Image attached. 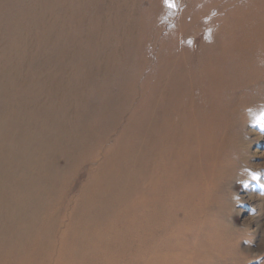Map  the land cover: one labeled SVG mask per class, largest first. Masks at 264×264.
<instances>
[{
	"label": "rangeland",
	"instance_id": "obj_1",
	"mask_svg": "<svg viewBox=\"0 0 264 264\" xmlns=\"http://www.w3.org/2000/svg\"><path fill=\"white\" fill-rule=\"evenodd\" d=\"M32 1L0 0V264H264V108L228 121L226 173L202 202L200 125L165 146L147 110L170 62L187 86L235 31L264 34V0ZM258 72L238 98L256 92L264 107ZM172 79L163 111L173 99L183 113L189 90L170 92Z\"/></svg>",
	"mask_w": 264,
	"mask_h": 264
},
{
	"label": "bare ground",
	"instance_id": "obj_2",
	"mask_svg": "<svg viewBox=\"0 0 264 264\" xmlns=\"http://www.w3.org/2000/svg\"><path fill=\"white\" fill-rule=\"evenodd\" d=\"M32 1V0H31ZM96 1V0H95ZM93 1V2H95ZM98 1V0H97ZM33 2V1H32ZM31 2V3H32ZM37 2V1H36ZM49 2V1H47ZM74 2V1H73ZM80 2V1H79ZM35 3V1H34ZM43 3V2H42ZM99 3V2H97ZM101 3V2H100ZM112 3V2H111ZM83 4V3H82ZM91 4V3H90ZM35 5V4H34ZM79 5V4H78ZM48 6V5H47ZM46 6V7H47ZM95 6V5H94ZM124 6V5H123ZM45 7V8H46ZM95 8V7H94ZM108 8V6H107ZM107 8L105 7L103 9V11L108 12ZM48 9V7H47ZM94 11V10H93ZM102 11V12H103ZM110 13V11H109ZM30 14V13H29ZM91 14V13H90ZM88 15V14H87ZM116 15V14H115ZM97 16V15H96ZM109 16V15H108ZM97 18V17H96ZM116 17H114L115 19ZM65 19V18H64ZM106 19V17H105ZM109 19V18H108ZM119 19V18H118ZM121 19V18H120ZM78 20V19H77ZM104 20V19H103ZM108 21V20H107ZM116 21V20H115ZM118 24V23H117ZM134 24V23H133ZM93 25V23H92ZM116 25V24H115ZM135 25V24H134ZM128 26V25H127ZM69 27V26H68ZM74 27V26H73ZM81 27L84 28V26L82 25ZM93 27V26H92ZM99 27V26H98ZM55 28V27H53ZM82 28V29H83ZM86 28V27H85ZM94 28V27H93ZM73 29V28H72ZM116 29V28H115ZM87 30V29H86ZM107 30V29H106ZM77 31V30H76ZM249 38H247L248 35ZM233 37V38H232ZM231 37V40H225L223 42V45L219 47L216 46L214 48H212V50L209 51V53L207 54V59L210 60L212 59V61H216L213 62V65H209L206 66L207 71L205 73V77L199 78L198 81L196 82H191V84L185 86L184 83L181 84H177L175 81L177 80L176 78H178V76L180 75V71L178 72V66H176V64H178V61L175 62H170L169 64L166 65V73L165 72H161L159 74L156 73L155 78H156V90L154 93H150V94H155L154 96H151V100L149 102L148 101V108L147 110L149 111L148 114L151 115L152 117V124L153 126L155 125L156 127V132L160 133L161 129H164L165 127L167 129H169L170 132H168V137L166 136V140L164 141V145L168 146V144L170 143V141L172 140L170 137H172L171 135H173L174 129L175 128H179L178 126L181 127H186V124L188 122H197L196 125H200V126H195V131L196 129L198 130L197 134L194 136L193 134H191V136L193 135L194 137H196V140L193 142H189L195 149L194 151H197L196 153L193 154L194 157H197L199 159H201L202 161H208L210 162V166L207 165V167L205 168L206 173L208 174L207 179V183L205 184V194L203 196V192L201 191L200 194L201 195V199L200 201H205L206 199H208L210 193H211V189L213 184L215 183L216 180H218V178L220 176L223 175V173H226V168H224L226 165L224 163V158L222 157L221 150H225L226 147L228 146L229 143L233 142V139L230 138L229 133H227L226 130V126L229 125V120L230 118H234V116L237 117L238 114H245L244 116H246V114L251 115L253 114L252 112L249 111V107L250 106H254L255 104V108H257L259 106V110L263 109V105H257L258 101H256L257 99V94L256 92H252V93H248L247 95H240L238 98V92H241L243 89L246 88V86L251 82V81H256V78L259 76V72L262 68H264V59L263 62L260 60L259 56L257 55V50H258V45L260 44V41L264 40V34H259L258 36L255 37V33L254 31H252L251 33H247L246 35L241 31V30H237L235 31V34ZM86 40V39H85ZM115 42V41H114ZM119 42V41H118ZM227 44L228 46L225 47V44ZM231 43V44H230ZM133 44V43H132ZM249 47V48H247ZM251 48V49H250ZM119 53V52H118ZM109 55V53H108ZM111 56V54H110ZM115 56V55H113ZM119 56V55H118ZM117 57V56H116ZM110 58V57H109ZM119 58V57H118ZM205 58V59H206ZM115 59V57L113 58ZM115 63L117 62L114 61ZM201 63V62H200ZM91 64L94 65V63L91 60ZM106 62H104L103 66L101 65L100 67H102V69L106 70L110 68L109 64H106ZM223 65L222 68L219 67V65ZM204 66V64H203ZM204 66V67H205ZM89 68V67H88ZM99 68V67H98ZM183 68V67H182ZM205 68V70H206ZM203 69V68H202ZM201 72V68L199 69ZM94 72V71H93ZM205 72V71H204ZM262 73V72H260ZM38 74V73H37ZM45 74V73H44ZM102 74V73H101ZM163 75H166L165 77ZM261 75V74H260ZM173 78L172 79V83L169 86L170 87V92L173 90L172 93H177L181 90H183V88L185 90H189L188 94H189V99H188V104L192 107H189L188 104L185 105V109L186 111H184L183 109V113L182 110H178L177 108L174 107V100L171 99L170 103L168 102L167 105V109L166 111H163V106H164V101L167 99L162 98L163 96L161 95L164 91V93L168 90L165 87L166 86H162L160 83V80L162 78ZM263 76V75H262ZM94 77V76H92ZM255 78V79H254ZM112 80V78H111ZM114 81V80H113ZM167 81V80H166ZM119 82V81H118ZM168 82V81H167ZM60 83H62V80L60 81ZM120 83V82H119ZM118 83V84H119ZM169 83V82H168ZM63 84V83H62ZM114 84V83H113ZM117 84V83H116ZM58 85V83H57ZM112 85V84H111ZM124 85V84H122ZM131 85V84H129ZM128 85V86H129ZM166 85V84H165ZM168 85V84H167ZM250 85V84H249ZM260 85V84H259ZM113 86V85H112ZM154 86V85H153ZM254 86V85H253ZM105 87V86H104ZM107 87V86H106ZM168 87V88H169ZM123 88V87H121ZM155 88V87H154ZM243 88V89H242ZM251 88V87H250ZM127 89V88H126ZM164 89V90H163ZM184 90V91H185ZM252 90V89H251ZM101 92V91H100ZM107 92V91H106ZM110 92V91H109ZM118 92V91H117ZM213 92V93H212ZM98 93V92H97ZM103 93V92H102ZM96 94V93H95ZM169 94V93H168ZM205 94L207 95L208 98L205 97ZM214 96H213V95ZM108 95V93L106 94ZM228 95V96H227ZM98 96V95H97ZM105 96V95H104ZM147 96V95H146ZM187 96V95H186ZM98 98V97H97ZM109 98H112L111 96ZM185 98V97H183ZM106 99V98H105ZM227 99V100H226ZM114 100V99H113ZM118 100V99H117ZM167 101V100H166ZM252 103H254L252 105ZM261 103V102H260ZM166 104V103H165ZM176 105V104H175ZM121 107V106H120ZM187 107V108H186ZM193 108V110H191ZM102 109V108H101ZM140 109V108H138ZM253 109V108H252ZM250 109V110H252ZM105 110V109H104ZM111 110V109H110ZM107 112V111H106ZM195 112H198L199 115L201 116L198 121H195V119L192 117L193 114H196ZM226 113V114H224ZM111 114V113H110ZM224 114V115H223ZM116 115V114H115ZM106 116V115H105ZM104 116V117H105ZM226 116V117H225ZM253 116V115H251ZM110 117V116H109ZM118 117V116H117ZM195 117V115H194ZM247 117V116H246ZM250 117V116H249ZM26 118V117H25ZM149 118V117H148ZM239 118V117H238ZM238 118H235L238 119ZM245 117L242 118V120H244ZM110 119V118H109ZM241 120V122H242ZM145 119H137L135 121V123H140V122H144ZM233 121V120H232ZM88 122V121H87ZM95 122V121H94ZM237 122V121H236ZM240 122V121H239ZM134 123V124H135ZM235 123V121H234ZM238 123V122H237ZM93 124V123H92ZM135 126V125H133ZM138 126V125H137ZM230 126V125H229ZM233 126V125H232ZM131 128V127H130ZM139 128V127H138ZM187 128V127H186ZM232 129V128H231ZM142 130V129H141ZM140 130V131H141ZM229 130V129H228ZM184 131V130H182ZM188 131V129H187ZM143 132V131H142ZM155 132V134H156ZM189 132V131H188ZM181 133V132H180ZM144 134V133H142ZM145 136V135H144ZM190 136V137H191ZM181 137V136H180ZM25 141V140H24ZM27 141V140H26ZM154 141V140H153ZM173 141V140H172ZM29 142V141H27ZM26 142V143H27ZM195 143V144H194ZM152 144V143H151ZM236 145H240V144H236ZM24 146V145H23ZM159 146V145H158ZM187 146L190 147L187 143ZM153 147V145H152ZM151 147V148H152ZM183 147V146H182ZM229 147V146H228ZM240 147V146H239ZM51 149V148H50ZM165 149V148H164ZM173 149V148H172ZM190 149V148H189ZM187 150L186 155L184 157H187L188 155L190 156V154L192 152H189L190 150ZM176 150V149H175ZM158 151V150H157ZM165 151V150H164ZM174 151V150H172ZM237 148H233L232 151H229V154L231 153L232 155H234L235 157L237 156ZM240 151V150H239ZM160 152V151H159ZM162 155L165 152H161ZM174 153V152H173ZM72 155V154H71ZM174 155V154H173ZM165 156V155H163ZM179 157V156H178ZM163 158V157H162ZM165 158V157H164ZM170 158V156H169ZM172 158V156H171ZM191 160V159H190ZM168 160H165L164 162H167ZM193 161V160H191ZM169 162V161H168ZM171 162V161H170ZM166 163L170 164L171 163ZM175 165V164H174ZM177 165V164H176ZM175 165V166H176ZM187 165V164H186ZM168 166V165H167ZM183 166V165H182ZM147 167V166H146ZM170 167V166H169ZM177 167V166H176ZM168 168V167H167ZM200 168V167H199ZM116 169V168H115ZM143 169V168H142ZM166 169V168H165ZM177 169V168H176ZM202 168H200V170H198V175L200 176H204L203 171L201 170ZM171 170V169H170ZM122 171V170H121ZM147 171V170H146ZM145 171V172H146ZM134 172V171H133ZM142 172V171H140ZM186 172V171H185ZM191 172V171H190ZM197 172V171H195ZM194 173V172H193ZM144 174V173H142ZM146 174V173H145ZM167 174V173H165ZM165 174H163L164 176H166ZM171 174V173H170ZM119 175V174H118ZM134 175V173H133ZM198 175H192L191 176H198ZM114 175H111L110 177H112ZM120 176V175H119ZM128 176V175H127ZM159 176V175H158ZM170 176V175H169ZM199 176V177H200ZM121 177V176H120ZM141 177V176H140ZM174 177V176H173ZM177 177V176H176ZM195 177V178H196ZM198 177V178H199ZM117 178V177H115ZM169 177H166V179ZM190 178V177H189ZM188 178V179H189ZM121 179V178H120ZM119 179V180H120ZM124 179V178H123ZM166 179L161 180V183L164 181H166ZM173 179V178H172ZM187 179V181H188ZM106 180V179H104ZM118 180V179H117ZM184 180V179H183ZM205 180V179H204ZM193 181V179L191 180ZM90 182V181H89ZM158 182V184H160L159 186H161V183H159V181H155ZM167 182V181H166ZM190 182V181H189ZM97 184V183H96ZM99 184V183H98ZM170 184V182L166 183ZM102 185V184H101ZM104 185V184H103ZM184 185V184H183ZM155 186V184H154ZM153 186V187H154ZM169 185H167L168 187ZM199 186V185H198ZM173 187V186H172ZM117 188V187H116ZM155 188V187H154ZM160 188V187H158ZM157 189V188H155ZM173 190V189H172ZM159 191V190H158ZM166 191V190H165ZM129 192V191H128ZM160 192V191H159ZM191 192V191H190ZM97 193V192H96ZM197 196H199V191L197 192ZM195 194V192L193 193ZM196 195V194H195ZM208 195V196H207ZM215 196V195H214ZM213 196V197H214ZM132 198V197H131ZM93 199V198H92ZM101 199V198H100ZM98 200V199H96ZM209 200V199H208ZM199 201V202H200ZM98 202V201H97ZM101 202V201H100ZM99 202V204H100ZM211 202V200L209 201ZM46 203V202H45ZM119 203V202H118ZM104 204V203H102ZM191 204V203H190ZM135 205V204H134ZM217 205V203H216ZM44 207V206H43ZM79 210V209H78ZM110 210V209H109ZM45 211V210H44ZM147 215V214H146ZM154 218V217H153ZM71 219V218H70ZM151 219V218H150ZM84 221V220H83ZM152 223V222H151ZM34 233V232H33ZM86 233V232H85ZM91 234V233H90ZM124 234V233H123ZM74 235V234H73ZM84 235V234H83ZM35 236V235H34ZM86 236V235H85ZM208 236V235H207ZM87 237V236H86ZM84 238V237H83ZM37 239V237H36ZM39 239V238H38ZM86 239V238H85ZM97 239V238H96ZM40 240V239H39ZM87 240V239H86ZM122 240V239H121ZM207 240V239H206ZM38 241V240H37ZM85 241V240H84ZM105 241V240H104ZM88 242V241H86ZM124 242V241H122ZM187 242V241H186ZM82 243V242H81ZM90 245V243H89ZM81 246V245H80ZM79 246V247H80ZM94 246V245H93ZM85 247V246H84ZM73 248V247H72ZM71 248V250H72ZM86 248V247H85ZM74 249V248H73ZM77 249H79L77 247ZM76 249V250H77ZM81 249V247H80ZM79 249V250H80ZM88 249V248H87ZM55 250V249H54ZM75 250V251H76ZM117 250V249H116ZM58 251V250H57ZM30 252V251H29ZM68 252V251H67ZM66 252V253H67ZM78 252V251H76ZM86 253V251H85ZM106 253V252H105ZM162 253V252H161ZM80 254V253H79ZM7 255V254H5ZM4 255V256H5ZM29 255V254H28ZM13 256V254H12ZM16 257V256H15ZM77 257V256H76ZM96 257V256H95ZM109 258V257H108ZM170 258V257H169ZM161 261V260H159ZM177 261V260H176ZM104 262V260L102 261ZM157 262V261H155ZM14 263V262H13ZM9 264V263H8ZM11 264V263H10ZM15 264V263H14ZM24 264V263H23ZM103 264V263H101ZM107 264V263H106Z\"/></svg>",
	"mask_w": 264,
	"mask_h": 264
},
{
	"label": "snow or ice",
	"instance_id": "obj_3",
	"mask_svg": "<svg viewBox=\"0 0 264 264\" xmlns=\"http://www.w3.org/2000/svg\"><path fill=\"white\" fill-rule=\"evenodd\" d=\"M166 3H168L169 7L174 6V5L172 4V0H166Z\"/></svg>",
	"mask_w": 264,
	"mask_h": 264
}]
</instances>
